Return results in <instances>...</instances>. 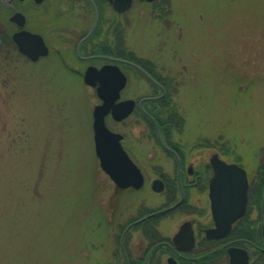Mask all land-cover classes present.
Here are the masks:
<instances>
[{"label":"rangeland","instance_id":"obj_1","mask_svg":"<svg viewBox=\"0 0 264 264\" xmlns=\"http://www.w3.org/2000/svg\"><path fill=\"white\" fill-rule=\"evenodd\" d=\"M28 11L29 28L51 53L36 63L0 53V264H116L123 229L165 200L150 184L171 162L155 139L142 138L153 130L139 119L107 124L128 134L146 189L115 191L100 168L92 126L101 101L83 80L89 64L105 62L76 55L96 13L82 56L130 53L174 83L160 112L179 116L170 127L185 148L201 149L194 159L223 153L251 171L264 165V0H134L123 15L98 1L49 0ZM4 19L0 33L11 43ZM123 69L124 99L154 94L133 68ZM179 223H165L163 233L172 236ZM138 244L135 234L132 249Z\"/></svg>","mask_w":264,"mask_h":264},{"label":"flooded vegetation","instance_id":"obj_2","mask_svg":"<svg viewBox=\"0 0 264 264\" xmlns=\"http://www.w3.org/2000/svg\"><path fill=\"white\" fill-rule=\"evenodd\" d=\"M48 1L0 0V20L3 16L7 23L11 25L13 30L11 42L16 48L17 45L13 37L22 30L43 37L41 33L29 28L28 10L34 7H41L47 4ZM93 1H98L104 5L107 4L115 13L123 15V13L115 10L107 0ZM19 13L25 18V25L23 27L19 26L18 19L16 18V15ZM91 38L79 46V55L77 47V57L87 62H90L92 59L103 60L105 63L96 66L98 68L106 64H118L127 77L126 89L129 78L123 69V65L128 67L130 65L116 61H124L125 59L112 57L111 55H107L106 52L104 55L89 54L84 57L82 56V48ZM43 39L45 41V37ZM2 40L0 33V45L2 44ZM48 48L49 54L46 58L51 53V48L49 46ZM137 65V67H130L140 77L149 82L154 94L143 98L124 99L122 93V101L132 100L135 102L134 110L127 118L120 122L115 121L111 115L108 116L107 121L111 119L112 122L124 124L135 118L139 119L138 121H141L143 124L148 125L149 130H151V123L154 124L157 132L142 133V138L149 136L155 139L160 149L163 150L165 156L170 160L171 165H169V171H165L159 166L160 170L154 173L155 175L150 184V189L154 193L164 196L163 205L159 208H145L146 210H143L141 214L131 220L127 227L123 229L118 240L120 256L115 255V258L118 259L116 264H232L231 249L246 251L248 264H262L260 262L262 257H264V206L261 209L260 217L257 218L256 185L259 183L258 185H262L261 187L264 189V165H261L258 171H251L248 166L241 164L239 161L227 160L223 153H213L209 158L207 156L204 159H194L195 152H199L201 149L185 148L181 140L178 141L174 138L177 135L181 136V134L175 135L171 127L170 133L160 132L159 119L157 118L161 114L160 101L168 97V93L170 92L168 87H175V84H170L171 81L168 78L165 79L162 75L156 73L152 68L146 66L145 62ZM175 116L177 115L175 114ZM180 122L182 121L180 120ZM178 123L174 125H178ZM120 134L123 136L122 145L124 149L144 176V184L140 189H121L117 188L113 183L115 191L125 192L127 195L142 192L146 189L149 176H147L144 168L139 165L132 150L128 149V134ZM152 156L155 161L156 153L152 154ZM215 157L228 165H238L240 168H243L246 171L248 180V205L246 213L242 218L232 223L228 235L220 238L209 236L210 231L218 228L212 211L211 200V185L216 177V170L213 166ZM234 178L235 175L232 174L223 177V179L229 180ZM262 203L264 205V197L262 198ZM116 219L117 215L111 221H116ZM177 222H180L178 229L172 236L163 233L165 223L171 224ZM183 225H186L185 238L175 243L174 238ZM135 234L139 239L138 245L140 248L138 251L133 250L131 246ZM134 251H137V253Z\"/></svg>","mask_w":264,"mask_h":264},{"label":"water","instance_id":"obj_3","mask_svg":"<svg viewBox=\"0 0 264 264\" xmlns=\"http://www.w3.org/2000/svg\"><path fill=\"white\" fill-rule=\"evenodd\" d=\"M115 10L126 12L130 10L133 0H107ZM154 2L156 0H139ZM19 26L25 25V18L17 14ZM98 21V14L94 26L87 40L93 33ZM14 42L21 54L33 62L49 54V48L42 36L22 30L15 34ZM80 44V45H81ZM124 63H127L124 61ZM84 84L95 89L101 104L93 111V131L95 152L100 161L101 169L110 177L117 188L140 189L144 184L141 170L134 164L122 145L123 136L110 130L106 118L111 115L115 121L127 118L135 107L132 100L120 101L121 92L126 85V76L118 65H105L101 68L90 66L84 75ZM216 177L211 185L212 210L218 228L210 231V237H224L228 235L232 223L246 213L248 204V180L246 171L238 165H228L217 159L213 160ZM235 175L234 179H223L225 175ZM160 190V189H159ZM183 225L174 238V242L185 238ZM232 264H248L247 252L240 249H231Z\"/></svg>","mask_w":264,"mask_h":264},{"label":"trees","instance_id":"obj_4","mask_svg":"<svg viewBox=\"0 0 264 264\" xmlns=\"http://www.w3.org/2000/svg\"><path fill=\"white\" fill-rule=\"evenodd\" d=\"M93 38V37H92ZM86 46V45H85ZM4 49L6 50V51H9V53H12V51L13 52H18V50H17V48L15 47V45H13L12 44V42L10 43V42H8L7 41V38H5V39H3L2 40V44H1V46H0V53L2 52V51H4ZM19 53V52H18ZM93 53H95V51H93ZM121 55V57L122 58H124V59H126V60H129V61H132V62H136L137 64H142L141 63V61H139L133 54H126V53H121V52H119ZM168 100V97L167 98H165V99H163L162 101H160V103H161V109H163V108H165V104H164V102L165 101H167ZM168 105L166 106V109H168ZM165 114L166 113H161L160 114V116L158 117L157 116V118L159 119V126H160V128H161V131L164 133V132H168V131H171V129H170V126H171V124H173V120H172V118L175 116V114L174 115H172V114H170L168 117L166 116L165 117ZM179 117V116H178ZM151 129L153 130V132L154 133H156V129H155V126L151 123ZM259 195H260V198H263L264 197V189L262 188V190L261 191H259ZM260 205H261V203H260Z\"/></svg>","mask_w":264,"mask_h":264}]
</instances>
